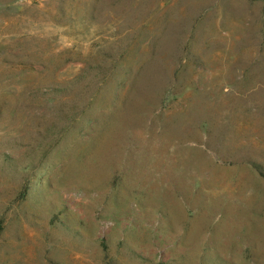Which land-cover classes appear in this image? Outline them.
I'll use <instances>...</instances> for the list:
<instances>
[{
    "label": "rangeland",
    "instance_id": "obj_1",
    "mask_svg": "<svg viewBox=\"0 0 264 264\" xmlns=\"http://www.w3.org/2000/svg\"><path fill=\"white\" fill-rule=\"evenodd\" d=\"M0 264H264V0H0Z\"/></svg>",
    "mask_w": 264,
    "mask_h": 264
}]
</instances>
